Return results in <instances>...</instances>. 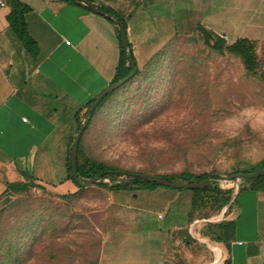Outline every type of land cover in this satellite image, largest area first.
Wrapping results in <instances>:
<instances>
[{
    "label": "rangeland",
    "instance_id": "1",
    "mask_svg": "<svg viewBox=\"0 0 264 264\" xmlns=\"http://www.w3.org/2000/svg\"><path fill=\"white\" fill-rule=\"evenodd\" d=\"M229 0L222 23L236 20ZM256 29L264 36V0ZM227 31V30H226ZM235 37L234 31H227ZM262 53L264 42L257 44ZM81 158L127 172L171 175L218 173L211 191L129 183V174L57 195L41 188L0 197V264H100L102 215L109 190L129 183L153 225L169 230L168 264H213L212 225L230 219L231 203L247 183L232 174L264 165V80L239 57L221 54L195 32L168 42L116 88L87 121ZM81 125V126H82ZM108 179V180H107ZM219 189V191H217ZM163 218H157V215ZM128 218V217H126ZM131 221L134 222L133 218ZM135 222H140L137 219ZM142 222V221H141Z\"/></svg>",
    "mask_w": 264,
    "mask_h": 264
},
{
    "label": "crops",
    "instance_id": "2",
    "mask_svg": "<svg viewBox=\"0 0 264 264\" xmlns=\"http://www.w3.org/2000/svg\"><path fill=\"white\" fill-rule=\"evenodd\" d=\"M17 1L38 53L33 58L11 26L13 5L8 1L0 9V197L12 184L33 182L57 195L77 192L67 169L77 116L114 82L122 50L120 27L81 0ZM91 2L124 17L136 69L171 40L194 34L199 24L228 43L240 37L264 42L256 32L259 0H236V20L230 24L222 23L229 0ZM226 30L235 37L229 40ZM108 194L100 264H168L169 230L174 226L149 222L133 190ZM231 206L232 235L217 241L214 251L228 258L225 264H264V190L247 182Z\"/></svg>",
    "mask_w": 264,
    "mask_h": 264
},
{
    "label": "trees",
    "instance_id": "3",
    "mask_svg": "<svg viewBox=\"0 0 264 264\" xmlns=\"http://www.w3.org/2000/svg\"><path fill=\"white\" fill-rule=\"evenodd\" d=\"M8 1L9 3L13 5V10L9 15L10 24L17 32L18 36L22 40L24 46L26 47L30 55L33 58H36L37 53H38V46L35 40L30 36V34L27 31L25 18L23 16V9L21 8L22 4L17 0H7V3ZM71 1L80 2L79 0H71ZM99 8L109 13L114 14L117 20L122 21L126 26V20L117 11H115L112 8L104 7V6H99ZM112 20L113 22L118 23L117 20H114V19ZM196 32L202 38L204 43L208 45L209 47H211L213 50L221 54H224L225 52H227L233 56L239 57L243 66L245 67L247 71H249L251 74H254L264 80V48L262 50V53L260 54L257 51V46H258L257 44L262 43V42H259L257 40H252L246 37H240L234 42L228 43L227 40L222 35L214 32L213 30L206 28L202 24H199L197 26ZM119 38H120L122 50H121L120 61L117 67V72H116V77L114 79V82H117L125 78L127 75H129L133 69V64H135V58L132 53L130 43H128L126 50L123 49L122 47L120 29H119ZM137 70L138 69H136V71ZM111 94L112 92L105 95L104 99L98 104V106ZM93 101L94 99L91 100L89 103H87L85 109H88V107L91 105ZM98 106L96 107L95 111L97 110ZM85 114L87 117L88 116L87 110ZM81 125H82L81 123H78L77 132L80 129ZM74 138L71 140V144H70L68 161H67V169H68L69 178L72 179L76 183L79 189H81L82 186L78 185L72 173L71 150H72V144H73ZM80 150H81V140L79 143V150H78L77 172H78L79 178L83 181L93 178L97 175H101V179L98 182V184H101L103 182L102 179L104 177H110L112 181H116L117 180L116 177L119 175V173H121V174H129V178H130L129 183L131 182L137 183V184L142 185L145 188H155L159 186V184L155 182L146 181V180H143L137 177H133L130 174L131 172L123 171L121 169H118L114 166H111V165H108L102 162H97L88 157L81 158ZM262 167H264V165H262L260 168ZM254 170H256V168L245 170L243 172L249 173ZM163 176L171 181L194 182V181H202L208 177L216 179L220 177V174L218 173L193 174V173L183 172V173L163 175ZM244 180L249 182V186L251 188L255 190H264V175L255 177V178H245ZM129 183H124V181H118L117 183L112 184L110 188L116 189V190L133 189L129 187ZM210 183L205 188L190 189V190L198 194L204 193L206 191H211L212 189L210 187ZM33 185H38V183L33 182L31 184H25V185L12 184L7 188L5 194H8L9 196H14L24 191H29L31 189V186ZM167 187H170V186H167ZM170 188H173L174 190H180V188H175V187H170ZM217 191H219V189H217ZM232 232H233V222L231 220L221 221L219 223L212 225L211 227V236H213V238L217 241L228 240L231 237Z\"/></svg>",
    "mask_w": 264,
    "mask_h": 264
},
{
    "label": "water",
    "instance_id": "4",
    "mask_svg": "<svg viewBox=\"0 0 264 264\" xmlns=\"http://www.w3.org/2000/svg\"><path fill=\"white\" fill-rule=\"evenodd\" d=\"M85 2L87 5H89L95 12L100 13L104 16L113 18L117 20L114 14L109 13L99 7H97L95 4H93L90 0H81ZM118 25L121 30V40H122V47L123 49H127L128 40H127V33H126V27L125 24L117 20ZM136 73V66L133 64V69L129 75H127L125 78L112 83L110 86H108L104 91H102L91 103V105L87 109V121L92 117L96 107L98 104L104 99L105 95L109 94L110 92H113L116 88L123 85L125 82H127L134 74ZM87 125V122L83 123V125L80 127L78 132L75 135V138L73 140L72 144V150H71V165H72V173L74 176L75 181L78 183V185L82 187H87L91 184H95L100 181L101 175H97L93 178H90L88 180H81L78 176L77 168H78V150H79V143L82 137V133L85 130V127ZM131 176L137 177L146 181L155 182L159 185L164 186H170L175 188H185V189H202L208 186V184L211 181V177H208L202 181H194V182H178V181H171L164 177L161 174H152V173H141V172H131ZM264 175V167L256 169L252 172L245 173V172H239L232 175L235 179H245V178H255Z\"/></svg>",
    "mask_w": 264,
    "mask_h": 264
},
{
    "label": "built area",
    "instance_id": "5",
    "mask_svg": "<svg viewBox=\"0 0 264 264\" xmlns=\"http://www.w3.org/2000/svg\"><path fill=\"white\" fill-rule=\"evenodd\" d=\"M7 4H8L7 0H0V9L6 7ZM36 186L33 185V186H31V188L35 189ZM161 217H162V215H159V218H161ZM213 254H214L213 264H225L226 260L228 259L226 257L223 258V256H221L220 253L217 251H214Z\"/></svg>",
    "mask_w": 264,
    "mask_h": 264
}]
</instances>
